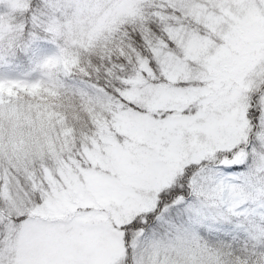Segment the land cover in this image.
I'll list each match as a JSON object with an SVG mask.
<instances>
[{"label":"snow or ice","instance_id":"obj_1","mask_svg":"<svg viewBox=\"0 0 264 264\" xmlns=\"http://www.w3.org/2000/svg\"><path fill=\"white\" fill-rule=\"evenodd\" d=\"M0 264H264V0H0Z\"/></svg>","mask_w":264,"mask_h":264}]
</instances>
